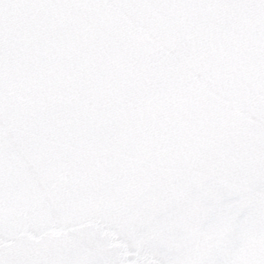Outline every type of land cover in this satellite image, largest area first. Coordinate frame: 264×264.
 <instances>
[{
	"label": "snow or ice",
	"instance_id": "1",
	"mask_svg": "<svg viewBox=\"0 0 264 264\" xmlns=\"http://www.w3.org/2000/svg\"><path fill=\"white\" fill-rule=\"evenodd\" d=\"M0 264H264V0H0Z\"/></svg>",
	"mask_w": 264,
	"mask_h": 264
}]
</instances>
